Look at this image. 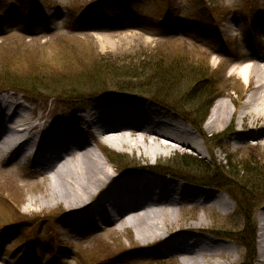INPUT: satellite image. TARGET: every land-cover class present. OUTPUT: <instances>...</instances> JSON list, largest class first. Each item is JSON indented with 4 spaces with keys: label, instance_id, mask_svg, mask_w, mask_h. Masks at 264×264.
Masks as SVG:
<instances>
[{
    "label": "rangeland",
    "instance_id": "obj_1",
    "mask_svg": "<svg viewBox=\"0 0 264 264\" xmlns=\"http://www.w3.org/2000/svg\"><path fill=\"white\" fill-rule=\"evenodd\" d=\"M259 1H261L259 10L262 11V15L254 17L253 22H248L244 17L243 0H172L169 5L164 0H98L96 3H91L92 0H0V72L3 71L4 66L8 68L4 71L8 72L23 71L21 69L33 72L41 70L40 72L46 75L51 74L56 77L66 74L81 76V78L77 77L78 81L84 76H90L88 69L91 67L90 62L92 63L95 58L100 59L104 56L114 59L124 58L127 61L126 65H131L128 62L133 61V66H137L145 58L147 61L157 62L158 58L164 60L165 57L177 56L179 53L187 56V60H184L187 63L185 65L189 64L193 67L201 64L209 68L205 70L211 80L207 83H214L216 95L211 99L213 105L203 121L202 125H204L218 100L227 99V95L238 97L241 93L243 86L241 80L230 75L233 60L246 58L253 51H258L264 46V0ZM208 2H213L216 9L226 7L228 15L212 17L208 11ZM33 4L41 8L37 9ZM171 6L173 11L170 10ZM223 12L220 14L223 15ZM162 16L164 18H161ZM251 25L254 34L250 37ZM153 54L154 56L161 54V57L154 59ZM163 62L165 61L161 63ZM194 85L195 83L191 81L184 82L181 86L178 84L179 90L174 92L177 96L172 95V98L185 100ZM109 91L111 92V89ZM10 93L18 96L22 103L36 107L44 116L46 124L54 128V131L67 128L75 132L77 137L79 135L76 132H80L82 127L74 115L86 112L102 101L101 95H98L72 102L53 99L34 102L29 97L26 99L14 91ZM127 97L134 98L126 95L119 99L123 100ZM204 98L202 95L195 102V107L189 105L184 106L183 109L198 123L201 121V114L197 113L199 108L197 106L202 104L203 107ZM143 99L149 102L150 98L144 96ZM140 107L146 111V107ZM164 107L161 105L160 109L168 110L177 119H187L180 108L174 113L170 108ZM147 110L152 111L151 108ZM187 122L194 127L190 120ZM204 132L206 139H201L200 153L193 150L177 151L159 159H146L141 158L135 151H120L109 145H103L101 148L106 147L112 152V156L114 153L129 157V162L127 159L122 166L124 170L132 166L133 158L145 166L159 163L166 168L177 170L179 168L177 162L182 161L180 156L185 154L191 156L193 162L205 163L211 171L224 175H229L228 165L232 166L230 169L238 172L244 168L248 160H255L261 163L259 166H264V145L251 141L248 145L236 146L225 142L223 134H212L206 129ZM207 145L211 153L208 152ZM104 155L106 157V154ZM108 161L117 172V163L113 160ZM34 163L33 160L26 164L16 163L11 155L0 160V225L6 217H9L1 210L6 209L2 201L4 198H8L13 207L20 210L21 215L25 214V217L32 219L39 218L37 220L39 223L36 225L24 224L17 227L12 238L1 237L0 232L2 260L16 264L22 259L30 258L27 252L34 250L46 264L48 262L92 264L97 260H104L102 264H144L149 260L148 263L162 264V262L169 263L165 260L167 257L177 260L178 264H183L178 256L164 252L163 243L147 244L138 240L131 226L122 227L118 222H98L96 226H92L86 219L85 213L88 207L70 209L65 204L60 206L43 204L39 199L44 194L46 177L35 169ZM262 184H256L253 188H249L252 190L247 191L250 208L255 207L251 209V213L256 222L257 247L258 214L262 206L255 205L253 198L257 200L263 195L256 192ZM227 197L230 199V205L221 209L215 206L204 208L200 205L183 206L181 210L179 209L180 220L169 229L179 233L189 226H197L199 227L197 232L209 235L208 237H216L209 232L223 231L228 234L241 232L247 219L244 213L250 211L244 209L242 213L241 209L236 207L232 196L227 194ZM62 211L65 214L60 216L59 213ZM221 237L223 238L222 235ZM23 238L29 241L32 248L23 243ZM226 238L223 239H230ZM229 242L231 243L223 248L222 256L215 255L214 262L216 264L248 263V249L234 240L230 239ZM257 247H255L256 255L259 254ZM14 248L16 252L13 251ZM211 249L213 252L219 251L216 246L213 248L211 246ZM171 264L176 263L171 262Z\"/></svg>",
    "mask_w": 264,
    "mask_h": 264
},
{
    "label": "bare ground",
    "instance_id": "obj_2",
    "mask_svg": "<svg viewBox=\"0 0 264 264\" xmlns=\"http://www.w3.org/2000/svg\"><path fill=\"white\" fill-rule=\"evenodd\" d=\"M258 51L233 60L230 75L241 80V93L215 103L201 128L203 132L206 129L223 134L225 142L236 146L251 141L264 145V54ZM101 106L74 115L82 127L77 137L67 128L54 131L36 107L5 92L0 96V160L10 155L19 164L33 160L35 169L46 177L44 194L39 199L45 205L88 207L86 219L92 226L98 222L128 225L134 228L138 240L164 243V252L178 256L183 264H216L215 255H223L229 240L208 237L197 232L199 227L189 226L180 231L174 243L166 241L176 235L177 231L169 228L180 220L179 209L187 205L229 207L226 193L183 181L150 178L143 172L144 165L134 158L138 172L118 177L101 151V146L109 145L120 151H135L146 159H159L177 151L200 153L202 131L158 109L144 111L139 106H127L116 111ZM257 206L262 209L258 214L259 254L254 264H264V197ZM211 246L219 251L213 252ZM26 262L28 259H22L17 264ZM0 264L13 263L0 258Z\"/></svg>",
    "mask_w": 264,
    "mask_h": 264
},
{
    "label": "trees",
    "instance_id": "obj_3",
    "mask_svg": "<svg viewBox=\"0 0 264 264\" xmlns=\"http://www.w3.org/2000/svg\"><path fill=\"white\" fill-rule=\"evenodd\" d=\"M248 1V2H247ZM247 3H250L251 0H247ZM253 1V0H252ZM164 2L169 5L170 0H164ZM208 7V11L211 14L220 15L223 12V7L219 9L215 8L214 3L212 2ZM170 12V11H168ZM224 13V12H223ZM152 57L157 59L161 57V54L158 56ZM177 55V54H176ZM163 58V57H162ZM166 58V57H165ZM164 60L158 58L157 62L147 61L146 58L141 60L139 65L132 64L133 61H130L131 65H126L127 61L124 58L114 59L111 57L95 58L90 62L91 67L88 69L90 76L82 77V80H76L77 77L72 75H63L62 77L52 76L40 72L41 70H36V72L21 69L23 71H4L8 69L4 66L3 71L0 72V91L3 90H14L16 92H21L27 94L28 97L33 99V101L39 100H59V101H74L86 97L98 96V95H107L112 93L114 95L119 94H128L136 97L140 96H149L152 97L155 101L162 103L163 105L172 108V110H180L187 116V119L190 120L193 125H202L203 121L208 115L210 108L213 105L211 99L215 97L216 92L213 88L214 83H207L211 80L208 78V70L206 65L196 64L193 67L185 65L187 63L184 60H187L186 55L179 54L177 56H171ZM162 61H165L161 63ZM168 61V62H166ZM80 62V61H79ZM4 62L3 65H5ZM187 66V68H185ZM46 68H48L46 66ZM189 72V73H188ZM65 74V73H64ZM194 82L195 85L191 88L187 98L174 100L172 95L177 96L174 92H178V84L180 86L184 82ZM206 85H202L203 83ZM202 85V86H201ZM111 89V92L109 91ZM88 93V94H87ZM204 95L203 107L202 104H199L197 108V113L201 114V121L198 123L196 119L191 117L188 112H185L184 106H194L195 102ZM200 112V113H199ZM184 115V116H185ZM209 144V142H208ZM209 152H211L210 147L208 146ZM107 157L110 160L115 161L119 167V170L122 171L124 162L126 163L127 159L129 162V157L124 155H111L110 150H105ZM180 162H177L179 168L177 170L172 168H165L167 172L171 175H175L179 178L189 180L195 184H202L209 187H217L225 190L236 202L243 213L244 209L249 212L244 214L247 217L246 225L243 230L236 234H228L227 232H213L216 235L226 236L230 239H234L238 243L242 244L246 249H248V263L242 262L241 264H254L256 255V222L253 218V213L250 208V198H248L247 191H250L256 184H262L259 189L256 191L257 194H263L257 200L253 198L255 205L257 201L264 197V166H259L261 163L255 160H248L247 164L238 172L233 171V169L228 165L229 175L219 174V172L211 171L209 166L205 163L193 162L191 156L183 155L180 156ZM130 166V164H126ZM134 165V164H132ZM253 165V166H251ZM132 167V166H130ZM227 167V166H226ZM127 169V168H125ZM195 173V174H190ZM227 175V176H226ZM247 185V186H245ZM3 206L6 209H1L4 215H9L6 217L5 223L8 229L12 228L20 221H24L26 217L21 215L20 210L9 201L8 198L2 199ZM250 208V209H249ZM254 212V210L252 211ZM20 216V219H18ZM158 262L157 264H159ZM171 264V262H169ZM168 262H162V264H169ZM176 263V262H173ZM144 264H156V263H144ZM177 264V263H176Z\"/></svg>",
    "mask_w": 264,
    "mask_h": 264
}]
</instances>
